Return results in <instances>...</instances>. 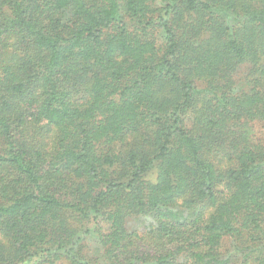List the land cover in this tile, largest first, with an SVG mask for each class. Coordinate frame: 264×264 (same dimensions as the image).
Instances as JSON below:
<instances>
[{
	"label": "trees",
	"instance_id": "obj_1",
	"mask_svg": "<svg viewBox=\"0 0 264 264\" xmlns=\"http://www.w3.org/2000/svg\"><path fill=\"white\" fill-rule=\"evenodd\" d=\"M263 125L264 0H0V264H264Z\"/></svg>",
	"mask_w": 264,
	"mask_h": 264
},
{
	"label": "rangeland",
	"instance_id": "obj_2",
	"mask_svg": "<svg viewBox=\"0 0 264 264\" xmlns=\"http://www.w3.org/2000/svg\"><path fill=\"white\" fill-rule=\"evenodd\" d=\"M245 77V69H242V72L238 75V79H243ZM258 131H264V125L263 126H258L257 127Z\"/></svg>",
	"mask_w": 264,
	"mask_h": 264
}]
</instances>
